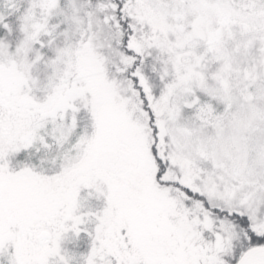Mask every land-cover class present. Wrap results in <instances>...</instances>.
Listing matches in <instances>:
<instances>
[{
	"label": "snow or ice",
	"instance_id": "obj_1",
	"mask_svg": "<svg viewBox=\"0 0 264 264\" xmlns=\"http://www.w3.org/2000/svg\"><path fill=\"white\" fill-rule=\"evenodd\" d=\"M0 264H264V0H0Z\"/></svg>",
	"mask_w": 264,
	"mask_h": 264
}]
</instances>
